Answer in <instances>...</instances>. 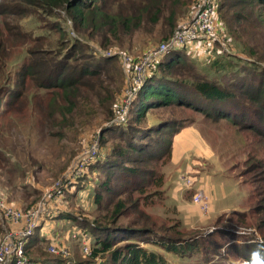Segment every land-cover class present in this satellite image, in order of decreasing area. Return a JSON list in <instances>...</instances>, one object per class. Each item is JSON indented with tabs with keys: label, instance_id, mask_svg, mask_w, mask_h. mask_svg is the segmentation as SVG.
I'll list each match as a JSON object with an SVG mask.
<instances>
[{
	"label": "trees",
	"instance_id": "16d2710c",
	"mask_svg": "<svg viewBox=\"0 0 264 264\" xmlns=\"http://www.w3.org/2000/svg\"><path fill=\"white\" fill-rule=\"evenodd\" d=\"M11 1L16 7L15 11H8L4 3H0L2 33H4L5 28L2 25L3 18L8 15H12L19 20V25H17L19 31L23 18L28 16L38 18L42 12L46 16L58 20L57 22L63 27L59 24L51 26L53 31H50V33L57 40L58 45L55 48L57 50L41 49L31 51V47L24 50L26 52L25 61L22 70L14 74L15 79L7 74L6 65L10 54L6 45L7 39L0 34V93L9 91L8 96L10 97V100L3 101V104L9 110H14V108H19L18 106L23 102V99L31 97L32 99L26 102L30 104H33L31 103V101H34L33 99H39L34 104L40 109V113H43L41 120H56L58 128L61 129L60 133L51 134L50 132L51 136H62L63 129L70 127V118H75V115L81 116L83 121H86L90 114L101 111L106 116H110L106 131H109L112 136L104 137L106 133L100 129L99 132L101 133H96L98 134V143L94 154L89 155L88 160L84 158L82 152L75 158L83 169L89 168L90 171H83L81 177L76 172L67 176L64 175L58 178L60 183L57 182L53 185L56 189L60 187L62 182L61 189L72 194L69 191L70 188L80 187L82 182L87 179L85 187L88 194H90V191L93 190V183L88 184L89 177L94 174V171H99L101 178L100 180L97 178L94 182L96 191L92 196L93 203L100 206L104 214L101 215L99 221H87V219L77 215L51 207L46 208L44 218L38 219L39 221L35 215L13 224L7 221L0 209V241L4 239L9 229L21 232L26 230L25 227L31 222L33 228L31 234H20L12 238L13 242L14 240L24 241L22 257L32 262V264H62L66 262L63 257L64 253L53 254L49 251L53 244L62 243L59 241L61 239H59L54 228L47 223V218H49L78 222L77 226L81 229H70H73V232L78 235L80 233L84 234L85 244L83 248L86 246L88 252L83 250V253L86 257L96 260L103 253L111 252L110 264H168L160 253L152 251L146 245H140V241L175 253L183 246L185 249L183 252L185 253L182 254L185 255L187 252L198 250L197 245L192 243L193 241L180 244L175 242L174 237L167 240L163 236L161 238L164 240L159 239V241L145 239L144 236H149L151 232L146 231L148 226L144 222L139 226L142 229H138V232L134 229H127L126 232L130 233L125 232V234L118 235L122 231H117L116 228H118L119 219L122 217L124 210L140 205L139 200L134 198V195L146 197L148 196L147 185L158 188L164 184L162 177H159V173L157 174L154 168L147 170L145 166L149 163L159 162L165 156H170L171 136L185 122L182 120L179 126L178 120L172 122L169 119H159L157 125L145 126L141 125V120L144 121L147 113H153L154 109L171 106L172 104L179 107H191L194 110L198 109L202 111L201 113L206 118L210 117L217 120V118L229 115L220 110L224 102L237 99L234 102L235 109L242 110L243 114L246 115L252 110L250 105L247 106L244 102L255 105L254 113L252 112L253 115L255 114V118H258L256 119L258 122L255 123L257 126L259 123H264V118L259 115L264 110V77L259 78V72L254 71L250 76L251 78H244L245 81L240 85L231 80L226 86L222 84L224 82L217 78L222 74H233L230 71H234V74L238 73L239 66H234L232 53H229L228 58L225 59L228 52H230V37L236 35L239 38V25L241 22L250 23V21H255L260 16L255 8L264 7V0H214L215 6L212 15L216 20L215 30L212 33L201 32L188 43L168 49L163 54L150 58L151 60H148L143 67L140 82H138L139 78L135 72L134 58H129L125 65H123L120 55L116 54L112 58H104V60L98 58L90 61L92 57L85 53L86 47L81 46L79 40L71 37L74 31L85 35L90 29H93V32L98 33L104 27H110L111 25L119 27V24H121L126 29L131 28L135 21L132 15L119 16V20H116L108 12L99 11L97 7L93 9L94 0H90V2L88 0ZM199 1L142 0L140 8L137 10L141 14L153 10L150 16L152 23H157L164 12H168L167 21L173 30L180 21L178 20L179 17L176 16V11H194ZM90 3L93 4L91 5V11H85ZM60 8L65 9L64 14L53 11ZM190 17L191 14L188 18ZM168 39L169 37H166L163 41ZM25 43H28V41L21 40L18 46H23ZM41 44H47V41H43ZM149 46L144 51V55L149 49L155 47L153 44ZM221 46L222 48H219ZM223 48L227 54L223 51ZM203 58H205L204 61L201 60ZM196 60L201 62L199 64L201 67L198 70L194 65ZM113 76L118 78V87L116 90L109 91L106 88L107 80H111ZM13 81L16 82L17 89L9 87V84ZM30 90L35 92L32 91L31 93ZM102 91H106L105 95L99 94ZM130 93H134V95ZM126 98L130 100L128 105L125 104ZM129 107H131L130 111H128ZM210 107L214 110L213 115L209 112ZM20 110L22 109L20 108ZM241 116L243 117V115ZM166 129H170L169 135H167L168 139H166ZM259 129L263 130L262 127H259ZM250 130L264 136V131L252 128ZM90 140H93V137ZM90 140L84 144L83 149H90ZM99 140L102 147H104L106 141L112 144L111 150L107 152L105 159L104 157L101 158L102 152ZM251 158L255 161V156ZM259 169L260 167L252 164L247 172H257ZM75 178L77 179L75 180ZM190 178L193 180L192 177ZM179 179L182 180V186L187 189L183 183L184 177L182 179L179 177ZM262 180L264 181V179ZM192 183L194 185V180ZM194 191L193 188L192 199ZM154 192L159 193L160 191ZM60 194L61 191L54 194L50 204L55 206L57 202L55 198ZM104 195H108V197L105 198ZM0 196L3 198L1 194ZM253 198L264 204V183L257 189L252 188L248 195V201ZM5 202L18 207L12 202ZM170 207H172L173 213L178 216L177 208L175 206ZM27 211L30 210L23 212ZM256 211H264V208H256ZM181 222L178 219L177 224L181 225ZM256 227L264 238L263 220L256 221ZM169 228L175 229L173 226ZM175 230L177 231V229ZM83 231L92 234L94 241H91L90 237ZM135 238H139L138 241ZM176 238L180 242L183 241L181 237ZM120 242H123V245L117 247ZM43 248L46 252H41ZM43 253L48 255L46 259L38 258L43 256ZM14 255L10 257L9 264L16 263L18 257ZM35 255L39 256L35 257ZM246 257L249 258L248 255ZM258 264H264V261H261V263L259 261Z\"/></svg>",
	"mask_w": 264,
	"mask_h": 264
},
{
	"label": "rangeland",
	"instance_id": "374dc122",
	"mask_svg": "<svg viewBox=\"0 0 264 264\" xmlns=\"http://www.w3.org/2000/svg\"><path fill=\"white\" fill-rule=\"evenodd\" d=\"M141 2L142 0H94V5L90 3L85 11H91V5H93V9L97 7L99 11L108 12L116 20H119V16L132 15L135 19L134 25L128 29L121 24H119V27L111 25L110 27H104L103 31L101 30L98 33L90 29L85 35L74 31L71 37L76 38L80 41L81 46L86 47L84 51L92 57L90 61L98 58L100 60L112 58L116 54L120 55L122 63L125 65L129 58L141 57L146 48L150 47L149 45H159L164 38L171 37L173 31L186 21L193 12L176 11V16L179 17L178 20L180 21L172 30L167 21L168 12H164L157 23H152L150 16L153 10L143 14L138 12L137 9L140 8ZM0 3H4L8 11H15L16 7L11 0H0ZM53 11L64 14L65 9L60 8ZM255 11L260 14L255 21H250V23L241 22L239 25L240 37L237 38L236 35L230 37V52L227 54L223 48V51L227 54L225 59L228 58L229 53H232L234 66H239L237 74L230 71L233 74H222L217 77L226 86L231 80L240 85L245 81L244 78H251L250 76L254 71L259 72V78L264 77V7L255 8ZM57 21L42 12L38 18L36 16L23 18L19 31V28H17L19 20L17 18L12 15L3 18L2 25L5 28L4 33H2L0 22V34L7 39L6 45L10 54L6 65L7 74L15 79L14 74L22 70L26 56L24 50L27 47H31V51L41 49L57 50L55 49L58 45L57 40L50 33V31H53L51 26L59 24ZM59 25L63 27V25ZM21 40L28 41V43L18 46ZM43 41H47V44H41ZM219 48H222V46ZM204 59L201 60L204 61ZM199 64H201L200 60H196L194 63L196 70L201 67ZM250 69L254 70L251 71ZM113 78L111 80L106 79L108 81L106 88L109 91L116 90L118 87V78L116 76H113ZM10 86L14 89L18 88L14 81L9 84ZM30 91L32 93L34 90ZM105 92L102 91L99 94L105 95ZM130 94L134 95V93ZM8 95L9 91L0 93V194L4 200L16 204L23 211H34L37 220L44 218L46 208L52 207L77 215L87 219V221H99L101 215L104 214L100 209L101 207L93 203L92 198L96 191L94 182L97 178L99 180L101 178L99 171H94V174L89 177L88 184L93 183V190L90 191V194H88L85 187L87 179L82 182L80 187L70 188L69 191L72 194L61 189L62 182L60 187L56 189L53 185L57 182L60 183L58 178L64 175L67 176L76 172L81 177L83 171H90L89 168L83 169L75 158L81 152L84 154L87 152L83 147L92 137L93 140H90V144L96 145L98 143V134L96 133L100 129L105 131L106 136L104 137L112 136L109 131H106L110 116H106L99 111L90 114L86 121H83L81 116L75 115V118H70V127L63 129L62 136H51L50 132L51 134L60 133L61 129L58 128L56 120H41L43 113H40V109L34 104L39 99H33L34 101H31L33 104H30L26 103L32 99L28 97L23 99V102L18 106L19 108L9 110L3 104V101L10 100ZM129 101V98L125 99L127 105ZM236 101L237 99L225 101L220 110L229 115L217 118V120L210 117L206 118L201 113L202 111L198 109L194 110L191 107H179L172 104L171 106L156 108L153 113H147L144 121L141 120V125L155 126L158 124L159 119H169L172 122L178 120L179 126L182 120L188 123L193 122L197 128L201 127L206 136L205 138L209 137L211 146L220 156L221 167L226 169V171L221 172L245 184L250 193L253 187L257 189L264 183L262 180L264 179V136L254 131H264V123L256 125L255 122H258L256 120L258 118H255V114L253 115L255 105L244 102L247 106L250 105L252 110L244 115L242 110L235 109L234 102ZM130 110L131 107L128 108V111ZM213 111L210 107L209 112L212 115ZM259 115L264 118V110ZM259 127H262L263 130ZM250 128L254 129L255 133ZM169 130L166 129V139H168ZM104 144V147L101 144L100 149L102 152L101 158L104 157L105 159L107 152L111 150L112 144L109 141L104 142ZM252 156H255V161L251 158ZM169 158L170 156H165L159 162L156 161L154 164L149 163L145 166L147 170L154 168L157 174L159 173V177H162L164 184V178L172 173V168L169 167V164H171ZM252 164L260 167V169L257 172H247ZM183 177L193 178L194 176L191 174L180 176L181 179ZM228 180L227 184H229L230 191L221 202L235 199L232 187L233 181ZM164 184L158 188L147 185L148 196L146 197L134 195V198L139 200L140 205L124 210L122 217L119 219L118 228H116L117 231H122L118 235L125 234L127 229H134L138 232V229H142L139 226L144 222L148 226L146 231L151 232L149 236H144L145 239L159 241V239L164 240L161 238L163 236L167 240L174 237L177 243L183 244L186 241H193L192 243L197 245L198 250L187 252L185 255L182 254L185 253L183 252L185 250L183 246L175 253L165 251L161 247L145 244L142 241L139 242L140 245H146L152 251L160 253L168 264H246L244 262L246 260L249 261V264H258L259 261L260 263L264 261V238L256 227V221L263 220L264 222V211L257 212L256 208L263 209L264 204L253 198L243 204L241 210L226 211L227 213L217 214L212 220L206 221L204 224H196L190 227L188 226L190 221H187V223L184 221L183 223L180 219V213L178 216L173 213V209L169 205L172 204L169 200L170 197L167 196L169 189ZM192 188L191 185L193 191ZM180 190H183L182 186H180ZM58 191H61V198L60 196L56 197L57 202L53 206L50 204V200ZM104 197L107 198L108 195H104ZM144 202L146 203L144 204ZM178 219L182 221L181 225L177 224ZM47 223L54 228L59 239H61L59 241L62 242V247L66 249L63 257L69 264H110L111 252L103 253L96 260L86 257L83 253L84 234L80 233L78 235L73 232L74 228L81 229L77 226L78 222L47 218ZM170 226L175 227L177 231L170 229ZM83 232L90 237L91 241H94L92 234L88 231ZM176 237H181L183 241L180 242ZM121 245H123V242L118 243L117 247H121ZM41 252L46 251L43 248ZM48 255L43 253V256L38 257L35 255V257L46 259ZM247 255L249 259L246 257Z\"/></svg>",
	"mask_w": 264,
	"mask_h": 264
},
{
	"label": "crops",
	"instance_id": "0c3cea01",
	"mask_svg": "<svg viewBox=\"0 0 264 264\" xmlns=\"http://www.w3.org/2000/svg\"><path fill=\"white\" fill-rule=\"evenodd\" d=\"M205 137L201 127L197 128L193 122L186 121L171 136L169 167L172 168V173L164 178L169 189L167 196L172 203L169 205L177 208L183 223L190 221V227L204 224L217 214L241 210L242 205L248 202L249 188L221 172L226 169L221 167L220 156L211 146L209 137ZM183 174L194 176L193 188L202 192L207 203L205 210H201L199 203L192 199V191L182 186L179 177ZM228 179L233 181L235 199L221 202L230 191ZM180 186L183 190H180Z\"/></svg>",
	"mask_w": 264,
	"mask_h": 264
},
{
	"label": "built area",
	"instance_id": "2783aa9c",
	"mask_svg": "<svg viewBox=\"0 0 264 264\" xmlns=\"http://www.w3.org/2000/svg\"><path fill=\"white\" fill-rule=\"evenodd\" d=\"M214 6V0H200L198 6L192 12L191 17L184 21L173 32V34L171 35V37H169L167 41H162L159 45L149 49L145 55L143 54L139 58H134L135 72L137 77L139 78L138 82L141 81L140 75L142 73L143 67L145 66L148 60H151L150 58L158 54H163L168 49L179 47L183 44L188 43L191 39L196 37L201 32L212 33L216 28V20L212 15V12L214 11ZM95 147L96 145L92 144L89 150L86 149L85 151L87 152L85 154L82 153L84 158L88 160L90 156L94 154ZM192 182L193 180L190 177L183 179L185 187L190 190L191 185L193 186ZM193 200L199 203L201 210H205L207 203L201 191H194ZM0 209L2 210L3 215L6 217L7 221L13 224L19 223L25 218L33 217L36 215H34V211L23 212L20 208L5 202V200L1 196ZM25 228L27 229L21 232L15 231L14 229H9L6 232L4 239L0 241V264H9L10 257L14 254L18 257L15 264H32V262H29L27 259L22 257L24 241L14 240L13 242L12 239L13 236L17 237L20 234L28 235L33 232L31 222H29L28 226ZM83 250L84 252H88L86 246L83 248ZM49 251L53 254H58L60 252L64 253L66 249L62 247V243H55L52 245ZM62 264L69 263L66 261Z\"/></svg>",
	"mask_w": 264,
	"mask_h": 264
},
{
	"label": "clouds",
	"instance_id": "9594fccd",
	"mask_svg": "<svg viewBox=\"0 0 264 264\" xmlns=\"http://www.w3.org/2000/svg\"><path fill=\"white\" fill-rule=\"evenodd\" d=\"M249 259V258H248ZM244 262H246V264H249V261L248 260H246V261H244Z\"/></svg>",
	"mask_w": 264,
	"mask_h": 264
},
{
	"label": "bare ground",
	"instance_id": "6f19581e",
	"mask_svg": "<svg viewBox=\"0 0 264 264\" xmlns=\"http://www.w3.org/2000/svg\"><path fill=\"white\" fill-rule=\"evenodd\" d=\"M121 175V174H120ZM71 223V222H70Z\"/></svg>",
	"mask_w": 264,
	"mask_h": 264
}]
</instances>
